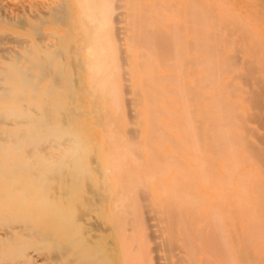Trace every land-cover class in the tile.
<instances>
[{"label": "bare ground", "instance_id": "6f19581e", "mask_svg": "<svg viewBox=\"0 0 264 264\" xmlns=\"http://www.w3.org/2000/svg\"><path fill=\"white\" fill-rule=\"evenodd\" d=\"M40 12L0 15L1 30L28 26L40 45L18 36L25 48L0 64V259L34 264L31 246L54 263L120 264L102 224L84 222L94 210L155 230L183 264H264V0H58ZM122 124L150 144L136 133L139 146H104L100 130Z\"/></svg>", "mask_w": 264, "mask_h": 264}, {"label": "rangeland", "instance_id": "374dc122", "mask_svg": "<svg viewBox=\"0 0 264 264\" xmlns=\"http://www.w3.org/2000/svg\"><path fill=\"white\" fill-rule=\"evenodd\" d=\"M51 1H53V2H51ZM56 1H58V0H55V2ZM54 0H0V9L2 10V11H5V13L4 12H1V10H0V15L2 16V17H4V18H7V19H10V20H19V18H20V20L21 19H23V17L25 18V19H31V17L35 14V13H38V14H41V10L43 11H45L46 9H47V7H49V6H52V5H54ZM26 8H28V9H26ZM28 11V12H27ZM2 13H4V14H2ZM9 14V15H8ZM31 14V15H30ZM3 23H1L0 22V28L1 27H3ZM6 28H7V30H1L0 29V40L2 39V40H4L5 42H7V43H1V41H0V64H2V65H4L5 63H6V61L9 59L8 57H11L10 56V54L12 53V54H14V51H12V49H17L16 50V52L17 51H22L23 50V48H25V44H18V43H16L14 40H15V38L16 37H20V38H26V39H29L30 40V42L28 43V45H36V46H40L39 45V43L37 42V35H34V34H32L31 33V31H30V28L28 27V26H25L24 28H21V27H14V26H6ZM50 28H51V26H44L43 28H42V30L44 31L43 33H42V36L46 39V41H54L55 40V38L54 37H52L51 38V36H52V33L51 34H49L50 33ZM26 29V30H25ZM59 29H62V28H59ZM17 31V32H14V31ZM61 31V30H60ZM46 32H48V33H46ZM61 33V32H60ZM59 33V34H60ZM6 34V35H5ZM47 34V35H46ZM48 34H49V36H48ZM9 35V36H8ZM22 35V36H21ZM46 35V36H45ZM2 36H4L5 38H3ZM48 36V37H47ZM54 36V35H53ZM36 37V38H35ZM14 38V39H13ZM50 38V39H49ZM8 39V40H7ZM11 39H12V41H11ZM57 40V39H56ZM11 41V42H10ZM16 43V44H15ZM16 45H19V46H17L16 47ZM24 45V46H23ZM22 48H21V47ZM9 51V52H8ZM4 53L6 56H4L3 54H1V53ZM8 53H10L9 55H7ZM11 54V55H12ZM4 56V58L6 57L7 59H4V58H2L3 56ZM2 56V57H1ZM5 61V62H4ZM128 95H126V97H127ZM124 123V122H123ZM125 125H127V124H125ZM129 125V124H128ZM121 128H118L117 130H113V131H115L114 132V134H113V132L112 131H109V132H107V134H105V132H104V129H102V130H100V132L97 134L98 135V138L100 139V142H102V144H104V146H105V140L104 139H106V141H108L107 143L109 144V146H113L112 144H111V142H112V140H115L116 141V139H117V142L119 143H123V141H124V143H127V142H131L133 139L135 140V143L134 144H136V146H139L138 145V143H139V140L137 141V137L135 136L136 135V133L138 134V133H140L139 134V139H141V141H142V138L140 137V135H142V136H144V138L143 139H145V130L144 129H142L143 131H136L134 134H131V135H133V136H131V137H133V139H130L128 136H130V134L128 133V131L127 130H125V128L126 127H124L123 126V124H122V126H120ZM130 127V125L128 126V128ZM124 129V130H123ZM106 130V129H105ZM121 131V133H122V136H125L126 135V139L125 140H122V138H121V135L119 134L120 133V131ZM116 131L117 132H119L118 133V135L119 136H116ZM124 132V133H123ZM143 132V133H142ZM103 133V134H102ZM142 133V134H141ZM101 134L104 136V138L101 136ZM109 134H110V136H109ZM144 134V135H143ZM109 137V138H108ZM116 138V139H115ZM131 140V141H129V139ZM103 140V141H102ZM133 140V141H134ZM140 141V143H142V145L141 146H146L145 144L146 143H144V141L146 142L147 140H144V141H142L141 142ZM104 142V143H103ZM138 142V143H137ZM148 142V141H147ZM115 143V142H114ZM113 143V144H114ZM139 143V144H140ZM116 144V143H115ZM133 144V145H134ZM150 144V142H148V145ZM147 147V146H146ZM142 151V153H144L143 155H142V157L144 156V160H143V158L141 159L142 160V164H140V166L142 165V167H140V169L142 168V171H141V174H142V172H144L143 170H145L146 169V166H147V163H148V161L150 162V160H149V156H148V152H147V149L144 151V150H141ZM159 151H161V150H159ZM158 150H157V152H159ZM161 154V153H160ZM140 155H141V153H140ZM156 155H159V153H156ZM146 156V157H145ZM157 158H158V156H157ZM160 158V157H159ZM162 158V157H161ZM160 158V159H161ZM140 160V161H141ZM147 161V163H146V161ZM143 161H145V164H144V162ZM159 161H162V160H159ZM138 163H141V162H138ZM160 163V162H159ZM92 166H95V164H91ZM135 165H137L138 166V164H135ZM134 165V170H136V172L138 173V171L140 172V170H139V168L137 169V166H135ZM160 165V164H159ZM158 165V166H159ZM133 167V166H132ZM139 167V166H138ZM159 167H161V165L159 166ZM136 168V169H135ZM138 175H140V173H138ZM110 177H111V184L112 185H114V183H115V181L113 180V175L111 174L110 175ZM157 177H158V175H157ZM156 177V178H157ZM160 181V176L158 177V180H155V182H156V188L154 187V189H157L158 187H160L159 185V182ZM158 186V187H157ZM157 193V192H156ZM115 195V194H114ZM156 195H159L158 193L156 194ZM90 196V195H89ZM111 196H112V194H111ZM113 198L112 199H114V202H115V199H116V195L115 196H112ZM159 197V196H158ZM111 199L109 198V201L108 202H104L103 203V206L105 207V209L106 210H112L113 208H114V206H115V203L113 202V201H110ZM144 203V202H143ZM145 203H146V201H145ZM94 211V210H93ZM93 211H91V210H89L88 212H86V214H85V216L86 217H84L86 220H84V218H83V220H84V222L88 225L89 224V222H88V218L91 220V226H92V224H97V226L98 227H100L99 225H101V227H102V229H103V227H104V231H106V233H104V234H106V236H107V239L108 240H110V247L112 248V249H114L115 251H119L118 252V254H119V256H121L120 258H122L121 260H123V261H121L120 262V264H122L123 262L125 263V264H128V263H132V264H140L142 261H143V259L145 258V257H147L146 258V262H144V263H149V264H151V262L150 261H152V264L154 263H156V264H160L161 262H163V260L165 259V261H166V263H161V264H171V261L174 263V261L175 260H177L178 262L180 261V260H178V259H180L178 256V254H179V252L177 251V250H174L172 253L174 254V252L176 253H178V254H176L175 256H176V258H178V259H176L174 256H173V254L172 253H170V252H168V251H165V249L167 250V244L165 243V245H163L162 244V241H160V239L161 238H159L158 237V234H156V231L155 230H153V231H148V232H150L151 233V235H152V237H155V236H157L156 238L158 239H153L152 237H151V235H150V233H145L146 232V230L143 228V226L142 225H140V224H127V225H122V226H120L121 227V229H119V230H121V231H119L118 230V227L119 226H112V225H110L109 223H104L99 217H98V215H97V213H95V211L93 212ZM97 216V217H96ZM95 218L96 219H98V220H95ZM93 220V221H92ZM99 220H100V222L101 223H98L99 222ZM97 221V222H96ZM105 224H106V227H105ZM134 225L136 226V227H134ZM130 226H132L131 228H130ZM90 227V226H89ZM111 227H113V228H111ZM119 227V228H120ZM91 228V227H90ZM134 228H136V230L137 231H135V229ZM103 230H101V228L99 229V232H98V230H96V232H98V233H102V232H104ZM92 231V230H91ZM95 231V230H94ZM126 233V235H124L125 233ZM142 232V233H139V232ZM128 232H129V234H128ZM92 233L93 234H95L93 231H92ZM98 233H97V235H98ZM135 233V234H134ZM139 234V235H138ZM140 234H142V235H140ZM145 234V235H144ZM96 235V234H95ZM127 235H129V237H127ZM131 235H132V237H131ZM144 235V238H146L147 237V239L150 241V239H152V241L149 243V242H147L148 240L147 239H143L142 238V240L140 239V237L139 236H143ZM148 235V236H147ZM118 236H120V237H118ZM124 236H126L128 239H126V241H125V237ZM134 236H136V237H134ZM118 238H120L119 240H117ZM134 238H135V240L136 241H132V239L134 240ZM119 243H117V242H115V240ZM112 240V241H111ZM144 240V241H143ZM147 240V241H146ZM128 241V242H127ZM140 241V242H139ZM113 242V243H112ZM121 242V243H120ZM124 242V243H123ZM136 242H138V245L141 247V249L139 248V251L137 250V248L138 247H135L136 246ZM154 243V245L153 244H151V243ZM116 243V244H115ZM125 243H127L126 245H125ZM157 245H156V244ZM115 244V245H114ZM135 244V245H134ZM163 245V250H164V252H165V255L163 254V251H161L160 252V250H162V248H159L160 247V245ZM121 245V246H120ZM125 245V246H124ZM134 245V246H133ZM137 245V246H138ZM119 246V247H118ZM131 246L133 247L132 249H131ZM154 246V247H153ZM157 247V249H156V247ZM114 247V248H113ZM121 247V248H120ZM126 247H129L130 249L128 250V248H127V250L125 249ZM162 247V246H161ZM31 248V246L30 247H28V249H29V251L28 250H26L27 252H31V255H33V257H34V260H35V263L34 264H49V263H51V264H55L54 263V261H53V253H52V255H51V252H47L46 254L45 253H43L44 254V256H43V254H38V253H40V252H38V253H36V252H33V250H32V248ZM36 248V247H35ZM142 248H145V251L144 252H146V256H145V253H144V255H139L138 253H140L141 251H142ZM33 249H34V247H33ZM122 249H123V252H122ZM134 249H136V250H134ZM42 250V249H41ZM41 250H39V251H41ZM43 252L45 251V250H42ZM42 251H41V253H42ZM129 251L130 252H132L133 253V255H135L134 257L133 256H131V255H129ZM142 251V252H143ZM122 252V253H121ZM120 253H121V255H120ZM150 253H152V254H150ZM127 254V255H126ZM131 254V253H130ZM137 254H138V256H139V258H140V260L138 261L137 259H139V258H135L136 256H137ZM141 254V253H140ZM151 255V259L149 258V256ZM164 256H163V255ZM45 255H48V257H45ZM52 257H51V256ZM156 255V256H155ZM128 256L130 257V258H128ZM137 256V257H138ZM141 256H142V258H141ZM145 256V257H144ZM166 256V257H165ZM168 256V257H167ZM23 257H24V255L23 256H20V257H18V258H16V259H12V261H11V259H8V262L10 263V264H14V263H16L15 261H17L18 262V259H20V261H19V263H16V264H24L23 263ZM50 257H51V259H52V261L50 260ZM123 257L125 258V259H123ZM165 257V258H164ZM135 258V259H134ZM154 258V259H153ZM171 260H170V259ZM148 259V260H147ZM149 259H150V261H149ZM6 260V261H5ZM158 260V261H157ZM48 261H51V262H48ZM137 261V262H136ZM148 261V262H147ZM170 261V262H169ZM143 262L141 263V264H143ZM178 262H176V263H178ZM184 262V261H183ZM183 262L181 263V262H179L180 264H183ZM2 263H5V264H7V259H0V264H2ZM172 263V264H173ZM178 263V264H179ZM56 264H59V263H56ZM175 264V263H174ZM185 264V263H184Z\"/></svg>", "mask_w": 264, "mask_h": 264}]
</instances>
